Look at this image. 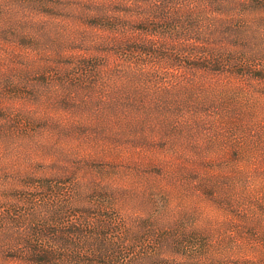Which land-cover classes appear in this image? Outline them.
<instances>
[{
    "label": "trees",
    "instance_id": "trees-1",
    "mask_svg": "<svg viewBox=\"0 0 264 264\" xmlns=\"http://www.w3.org/2000/svg\"><path fill=\"white\" fill-rule=\"evenodd\" d=\"M47 4L0 2V37H10L0 56H47L2 73L0 88L25 111L21 125L44 106L51 72L77 75L80 205L78 189L45 165L15 168L0 188V264H264V186L255 193L247 184L241 193L230 183L203 187L213 201L233 202L230 221L246 226L227 247L213 228L187 223L166 186H158L164 202L146 216L119 202L127 192L122 165L136 149L152 161L160 150L174 160L196 154L192 161L221 144L240 152V170L264 175V0H80L65 13L80 24L76 47L50 41ZM62 46L74 55L67 65L59 62ZM97 141L106 153L92 149Z\"/></svg>",
    "mask_w": 264,
    "mask_h": 264
},
{
    "label": "rangeland",
    "instance_id": "rangeland-1",
    "mask_svg": "<svg viewBox=\"0 0 264 264\" xmlns=\"http://www.w3.org/2000/svg\"><path fill=\"white\" fill-rule=\"evenodd\" d=\"M17 1L0 0L5 7L7 4L12 6ZM78 2L80 0H48V4L42 7L52 14L53 23H50L47 32L54 45L58 46L56 41L64 40L74 47L80 43L79 22L68 20L65 14L70 9H78ZM9 39L10 37L1 36L0 42L10 41ZM59 49L61 51L60 65L69 64L74 55H69L64 46ZM46 57L0 56V76L4 72L17 71L26 58L43 60ZM27 73L33 76L35 71L31 70ZM49 79V86L44 88L45 93H48L44 106L32 108L34 113L31 115V122L23 121L21 125H18V121L24 116L25 111L20 109L18 99L8 93L9 91L6 92L0 88V188L3 182L10 178L15 168L28 165L37 169L45 165L53 178L58 177L67 188L76 187L78 189L74 202L80 205L81 173L80 168L75 169L74 162V157L80 156L81 135L84 133V131L80 132V84H75L78 83L77 75H73L71 69H64V67L61 73L51 72ZM62 85L78 95L75 101L69 97L67 92L62 91ZM76 85L77 88H75ZM25 108H31V105L26 104ZM42 136L47 139L46 147L43 146ZM96 144L92 148L96 150L95 152L100 155L106 153L104 148L107 146H103L101 141H97ZM138 151L141 150H135L134 159H127L126 164L122 165L123 172L119 182L127 186V192L124 198L119 199V202L123 203L124 211L143 216L154 211L164 202L165 195L158 187L163 185L168 189L165 190L170 193L171 206L178 211V214L186 212L183 215L187 223H204V226L213 228L211 233L214 236L222 235L225 247L231 242L229 238L232 232L245 229L246 226L243 223L241 225L237 221H230L235 209L233 202L217 203L208 195V189H203L207 183H217L223 186L230 183L241 193L242 185L247 184L255 193L258 187L264 186V175L255 176L249 170H240L237 167L244 164L238 159L240 152L234 148H223L221 144H214L207 148V158L199 156L188 161V156L196 154L186 155L181 152L180 156L174 160L169 157V153L162 154L163 151L160 150L155 154V156H160H157L159 160L152 161L148 159L146 150L142 149L144 153ZM164 155L169 158L161 160ZM132 160L140 163H129ZM96 162L92 164H100V161ZM260 170L261 167L257 166L255 173ZM94 187V182L91 180L88 188L81 192L83 198H88ZM246 230L254 233L253 228Z\"/></svg>",
    "mask_w": 264,
    "mask_h": 264
}]
</instances>
